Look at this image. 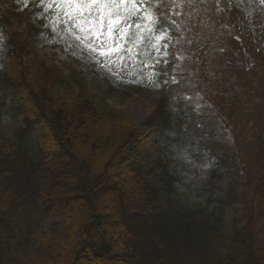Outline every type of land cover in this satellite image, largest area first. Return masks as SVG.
I'll list each match as a JSON object with an SVG mask.
<instances>
[{
    "label": "trees",
    "instance_id": "obj_1",
    "mask_svg": "<svg viewBox=\"0 0 264 264\" xmlns=\"http://www.w3.org/2000/svg\"><path fill=\"white\" fill-rule=\"evenodd\" d=\"M152 1L148 8L160 20ZM223 1L174 0L167 9L172 19L179 15L183 31L167 65L173 94L156 101L137 127L128 111H108L86 98L33 51L13 25L16 6L6 1L0 11L9 45L0 75L8 97L0 98V111L8 114L0 122V264H264V235L260 240L256 232L264 219V129L254 121L248 127V104L233 90L228 11L214 7L219 21L209 15L210 4ZM189 96L199 99L200 110L189 106ZM40 127L41 146L32 141ZM217 129L228 144L214 141ZM180 148L212 161L209 185L183 196L160 161L146 165L148 152ZM33 210L54 212L68 224L56 261H40L33 251L23 259L18 250L9 253L6 229ZM227 210L237 217L224 223Z\"/></svg>",
    "mask_w": 264,
    "mask_h": 264
},
{
    "label": "rangeland",
    "instance_id": "obj_2",
    "mask_svg": "<svg viewBox=\"0 0 264 264\" xmlns=\"http://www.w3.org/2000/svg\"><path fill=\"white\" fill-rule=\"evenodd\" d=\"M6 1L0 0V11L5 8ZM11 1L15 2L20 13L14 27L24 33L30 48L63 76L72 78L75 90H81L86 98L99 106L112 112H130L135 126H138L159 98L172 94L161 66L167 62L164 57L165 40H173V37L163 27L154 30L148 15L143 17V22L134 21L128 32L131 40L125 38L118 45L113 44L105 30L104 41L113 44V50L105 58L99 54L107 50L100 47L99 36L80 30L66 14L64 0H36L34 5H29L33 0ZM140 1L135 0L136 4ZM168 1L163 0V3L167 5ZM226 1L231 12L232 27L229 29L233 33L230 42L233 90L239 94L241 102L248 104L251 115L248 127L254 121L259 129H264V0ZM72 11H75L74 6ZM209 15L217 18L212 12ZM113 36L119 40L118 32ZM93 47L97 50L93 51ZM8 49L6 37L0 32V75L6 70L2 54ZM78 83L80 85L76 86ZM6 90H0L2 101L8 98L4 96ZM7 115L5 108L1 109L0 122L5 123ZM17 124V119L11 121L5 132L10 134ZM41 132L36 131L32 138L39 146L42 144ZM262 134L264 137V130ZM212 135H215V142L228 144V138L219 130ZM244 147L250 151L252 144L247 142ZM151 158L161 160L169 174L176 176L173 187L177 194H187L189 189L209 183L211 159L207 154L192 158L185 151H177L151 154ZM33 211L21 213L6 229L4 238L11 249L9 253L15 255L14 251L18 250L16 254L23 259L26 253L33 251L40 261H56L55 253L68 236V224L54 212ZM236 217L234 211L227 210L222 222L229 223ZM256 232L261 240L264 219L256 222Z\"/></svg>",
    "mask_w": 264,
    "mask_h": 264
},
{
    "label": "snow or ice",
    "instance_id": "obj_3",
    "mask_svg": "<svg viewBox=\"0 0 264 264\" xmlns=\"http://www.w3.org/2000/svg\"><path fill=\"white\" fill-rule=\"evenodd\" d=\"M64 4L67 9L66 14L80 27L81 31L99 36L100 47L107 49L100 51L99 54L105 58H108L113 50V44L118 45L120 40L125 38L131 40V37L128 36L132 27V24L128 23L129 18L133 17L134 13L138 14L141 11L135 0H64ZM73 6L74 12L72 11ZM143 11L147 13L148 9L144 8ZM135 18L140 19L141 17L137 15ZM136 27L139 28L140 25H136ZM105 30L113 44H106L104 41ZM114 32L119 33V40L113 36ZM92 50L96 51L97 49L93 47ZM116 50L119 52L118 47Z\"/></svg>",
    "mask_w": 264,
    "mask_h": 264
}]
</instances>
